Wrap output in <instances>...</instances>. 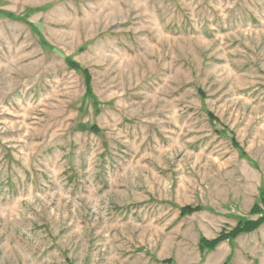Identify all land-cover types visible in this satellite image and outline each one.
Masks as SVG:
<instances>
[{
    "label": "rangeland",
    "instance_id": "rangeland-1",
    "mask_svg": "<svg viewBox=\"0 0 264 264\" xmlns=\"http://www.w3.org/2000/svg\"><path fill=\"white\" fill-rule=\"evenodd\" d=\"M0 264H264V0H0Z\"/></svg>",
    "mask_w": 264,
    "mask_h": 264
},
{
    "label": "trees",
    "instance_id": "trees-1",
    "mask_svg": "<svg viewBox=\"0 0 264 264\" xmlns=\"http://www.w3.org/2000/svg\"><path fill=\"white\" fill-rule=\"evenodd\" d=\"M262 221L261 220H256V221H248V222H241L239 224V226H237L235 229H234V232L233 233H236V234H239V233H243V232H250L256 228L259 227V225H261ZM221 239V237H217L216 239L214 240H211V241H204V246L205 247H209V248H212L213 246H215V244L217 242H219V240Z\"/></svg>",
    "mask_w": 264,
    "mask_h": 264
}]
</instances>
